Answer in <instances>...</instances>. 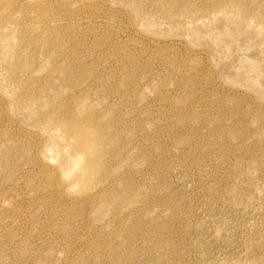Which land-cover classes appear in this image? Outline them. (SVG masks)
Segmentation results:
<instances>
[{
    "label": "rangeland",
    "instance_id": "374dc122",
    "mask_svg": "<svg viewBox=\"0 0 264 264\" xmlns=\"http://www.w3.org/2000/svg\"><path fill=\"white\" fill-rule=\"evenodd\" d=\"M0 264H264V0H0Z\"/></svg>",
    "mask_w": 264,
    "mask_h": 264
},
{
    "label": "bare ground",
    "instance_id": "6f19581e",
    "mask_svg": "<svg viewBox=\"0 0 264 264\" xmlns=\"http://www.w3.org/2000/svg\"><path fill=\"white\" fill-rule=\"evenodd\" d=\"M58 127L64 128V129L61 128V130L59 129L61 131V133L58 136V138H61L64 141L69 139V143H71L73 141L78 146H85L86 144H92V145H94V149L99 150L100 146L96 141L89 139V138H86L79 129L71 127L70 125L69 126H63V125H57V124L51 123L47 126V129L53 130V129H58Z\"/></svg>",
    "mask_w": 264,
    "mask_h": 264
}]
</instances>
